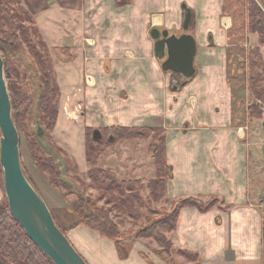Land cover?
I'll use <instances>...</instances> for the list:
<instances>
[{
    "label": "crops",
    "instance_id": "obj_1",
    "mask_svg": "<svg viewBox=\"0 0 264 264\" xmlns=\"http://www.w3.org/2000/svg\"><path fill=\"white\" fill-rule=\"evenodd\" d=\"M45 1L47 43L64 46L65 41L87 55L63 60L64 74L56 70L60 103L64 84L72 86L73 96L74 89L81 96L85 92V123L91 127L160 128L171 167L165 199L216 200L207 211L180 209L175 229L167 233L173 248L197 254L200 264H264V203L258 197L264 196V127L262 122L259 131L249 120L243 98L248 89L229 68L226 50L235 32L232 16L224 14L225 0ZM187 9L193 22L185 32L196 43L195 74L173 90L174 72L162 69L150 30L182 34ZM75 65L78 81L68 84L71 77L75 80ZM140 145L134 144V150ZM124 150L123 163H129L128 146ZM142 157L130 163H142ZM141 168L132 166L130 173ZM154 172L153 166L150 179ZM139 177L134 178L143 182ZM3 191L0 180V197ZM65 234L88 264H170L142 238L126 240L128 255L121 259L112 240L86 225ZM174 259L188 264L181 256Z\"/></svg>",
    "mask_w": 264,
    "mask_h": 264
},
{
    "label": "trees",
    "instance_id": "obj_2",
    "mask_svg": "<svg viewBox=\"0 0 264 264\" xmlns=\"http://www.w3.org/2000/svg\"><path fill=\"white\" fill-rule=\"evenodd\" d=\"M122 3L123 1L120 0L116 4L122 5ZM247 11L249 20L248 30L256 33L259 37L260 44L264 45V15H262L261 9L253 3L248 6ZM24 20H27L30 26L25 25L23 23ZM192 22L193 20H190L189 25ZM31 32L37 34V28L32 25V15L20 4V0H0V35L5 36L6 43V48H3L2 42L0 41V51H6L4 49H9L13 52L19 51L22 42L30 45L33 58L40 71L41 80L37 103L40 112L38 113V122L44 127L51 129L56 123L57 101L59 99L58 83L54 75L50 56H45L47 54L43 56L32 45V39L29 36ZM39 41L41 43V40ZM3 58L5 77H7V60L4 56ZM171 74L173 78L178 79L176 76L179 75L175 73ZM248 83L249 90L255 100L248 105L247 113L249 120L254 121L261 119L264 113V58L257 47H253L251 50ZM7 86L11 99L13 121L17 129H19L20 134L24 130V126L21 130L22 120L32 103L31 90L27 84L23 87L22 85H14L12 82H9ZM181 86L182 84L179 83L178 89ZM86 129H89V127ZM111 130L113 132L109 133H106L108 128L101 130L102 138L98 140L94 139L91 134L95 146L91 145L89 140H86L85 143V160L89 166L87 171V176L90 179L89 186H95L100 191V194L94 199L92 196H84L75 190H68L64 202L65 209L72 214V219L64 227H61L57 223L52 214L53 219L64 234L66 230L79 224L92 228L102 237H106L115 243L117 254L121 259L127 258L128 255L127 244L122 241L131 239H149L158 243L160 253L171 252L174 249L167 233L175 229L180 209L189 206L196 207L201 211H207L216 203V200L212 199L203 202L197 198L181 199L176 201L173 209L167 213L151 209L150 200L157 201L166 198V179L171 174V167L166 162V141L163 131L160 128L135 130L125 126L111 127ZM28 137H30L28 147L32 159L36 163H45L51 173L56 175L58 173V166L55 163L53 164L51 159L47 158V160L44 158L46 154L43 145L38 140L33 139L37 138L34 135H28ZM121 138H150L148 150L154 163L155 172L153 178L145 186L149 190L148 197L140 194L141 189L144 188V183L137 179H119L113 171L101 168L97 163L98 156L102 154L103 148H106L112 141ZM72 161L74 163V160ZM25 176L33 185L29 177L26 174ZM2 178L0 177V180ZM56 183L61 184L59 182ZM81 185L86 190L85 183L81 182ZM101 198L104 199V204L108 205L107 208L103 205H97V200ZM112 208L123 213V216L130 217L133 221L143 216L142 209H146L151 213L153 211V216L152 218L145 219V223L140 224L134 231H123L122 238L117 223L109 215L108 211ZM177 252L186 258L194 259V264H200L197 254L181 250ZM166 256L169 258V262H171L170 255L166 253ZM0 264H53L31 242L21 226L12 218L7 204H0Z\"/></svg>",
    "mask_w": 264,
    "mask_h": 264
},
{
    "label": "rangeland",
    "instance_id": "obj_3",
    "mask_svg": "<svg viewBox=\"0 0 264 264\" xmlns=\"http://www.w3.org/2000/svg\"><path fill=\"white\" fill-rule=\"evenodd\" d=\"M37 1V3L35 2ZM40 1V0H39ZM22 0V4L29 8L32 12V25L37 28V34L32 33L29 35L32 39V45L39 50L43 56H50L52 67L54 69V75L56 76V70L59 74H64L62 71V63L63 60L73 58L72 56H87L85 53L81 55L82 51L75 50V46H68L67 43L64 41V46H58L57 44H48L45 39V34L43 30L45 29L46 24V10L49 6L48 1L41 0ZM45 1V2H44ZM124 2V0H122ZM39 2V3H38ZM44 2V3H43ZM38 6H36L35 5ZM43 3V4H41ZM253 3L257 5L264 15V0H225V12L224 14L232 16V31L235 33L231 36L230 44L227 47L226 53L229 56V68L232 71L234 68V75H240V83L243 85L245 83L248 92L246 97V101L250 104L255 100L254 96L251 94L249 90V83H248V70L250 65L251 59V50L253 47H257L259 49L260 54L264 58V45L260 44L259 37L256 33L250 32L248 30V6ZM21 4V0H20ZM123 4V3H122ZM41 5V6H40ZM35 6V8H34ZM42 8V11H41ZM25 25L30 26L27 20L23 22ZM247 33L253 34L248 37ZM251 37V38H250ZM41 40V43L40 41ZM0 42L3 48H6L5 43V36L0 35ZM6 51L1 52L0 54L7 60L8 65V78H6L7 83L12 82L14 85H22L25 87L27 84L31 90V97L32 103L24 119L22 120L21 130L24 126V130L21 131L20 135V160L21 165L25 174L29 177L32 181L35 189L38 193L42 196L44 201L46 202L51 214L54 215L55 220L57 223L64 227V223H68L72 219V214L65 209L64 199L66 198V193L68 190H75L78 193L83 194L84 196L89 195L92 196L94 199L100 194V191L95 186H89L90 179L87 176V171L89 166L85 160V143L86 140L90 141L91 145H94L92 139V131L93 129H100L105 130V128L100 126H90L87 125L85 122L87 119V101L85 92H82V96L78 93L79 91L74 89L73 96L70 91L72 92V86H65L63 84V92H62V104L60 103V99L57 101V116H56V123L53 128L49 129L44 127L42 124L38 122V95L40 93L41 88V80H40V71L36 61L33 58V52L30 48V45L25 44L22 42L19 51L13 52L9 49H4ZM105 50V49H104ZM86 52V50H84ZM109 54V53H107ZM4 59V58H3ZM165 58L160 59L161 63L164 61ZM61 67V68H60ZM71 74L74 75L75 80H67L68 84L75 85L78 81L77 76L75 75L79 71L76 69H71ZM178 79L174 78V82L181 84V76H176ZM57 80V79H56ZM172 80V81H173ZM171 81V83H172ZM58 83V81H57ZM61 83H58L59 88V98L61 96ZM75 87V86H73ZM70 90V91H69ZM85 90V88H83ZM243 90V89H242ZM77 94V95H76ZM70 95H72L73 100L71 99ZM122 96L121 94H119ZM123 97V96H122ZM75 101V102H74ZM62 105V106H60ZM61 111L59 113V109ZM264 111V110H263ZM261 119H256L255 127L259 128V131L262 129V122H264V113L261 116ZM89 129H86L88 128ZM113 127V126H111ZM111 127H107L109 132H113ZM115 127V126H114ZM135 130L147 129V127H131ZM41 129L42 133L38 134L37 131ZM19 131V129H17ZM20 132V131H19ZM105 132V131H103ZM37 133V134H36ZM102 133V131H101ZM28 135H34L33 138L38 140L44 147L46 157L45 159L49 158L52 160L53 164L55 163L58 166V173L54 175L51 173L48 166L43 163H36L32 159V155L30 154L29 147H28V140L30 137ZM87 135V137H86ZM263 141V140H262ZM150 142V138H121L112 141L106 148H103L102 154L98 156V165L101 168L108 169L113 171L119 179H122L123 176L141 178L143 182L146 179H150V174L147 172L151 170L153 171V160L151 158V154L148 150V145ZM141 143V145H140ZM134 144L140 145L136 147L134 150ZM128 146V154L131 155V159H134L136 155H142V158H138V160L142 161V163L135 164L137 167H142L141 172L138 174H131L130 168L135 165L131 164L132 160L129 159V163H123V152L125 151L124 148ZM264 152V145L262 146ZM130 151V152H129ZM48 160V159H47ZM74 160V163L73 161ZM137 162V161H136ZM131 165V166H128ZM123 167H127V169H123ZM55 176V179H54ZM147 176V177H146ZM0 177L2 178V169L0 172ZM54 180H53V179ZM125 179V178H124ZM129 179V178H128ZM2 185H3V178ZM138 180V179H137ZM141 181V180H139ZM55 182H59L61 184H55ZM81 182L85 183V187H82ZM142 182V183H143ZM144 188L141 189L140 194L144 197L149 196V190L144 183ZM264 193V189L262 191ZM259 199L264 203V196L259 195ZM150 207L151 209L158 210L160 212H170L171 209L174 207V203L176 201L169 202L167 199L162 198L157 201L150 200ZM62 202V206L59 204ZM0 204L6 205V197L3 191V194L0 197ZM97 205L104 207H108L107 204H104V199H98ZM264 209V207H263ZM143 210V216L138 220L133 221L130 217L123 216V213L119 212L118 210L112 208L109 212L110 217L117 223L118 230L120 235L123 238V231L127 229H131L134 231L139 227L140 224H144L145 219L152 218V213L146 209ZM144 239V238H142ZM132 240V239H131ZM137 240V239H135ZM150 243H154L157 248L160 249L158 243L145 239ZM125 242V241H122ZM153 253L155 255L160 256L162 259L168 261L170 264H176L174 257L181 256L184 258L186 263L194 264V259L186 258L179 254L177 250H172L171 252L160 253L159 249L153 248ZM166 253L170 255L171 262H169V258L166 256ZM199 262V261H198Z\"/></svg>",
    "mask_w": 264,
    "mask_h": 264
},
{
    "label": "water",
    "instance_id": "obj_4",
    "mask_svg": "<svg viewBox=\"0 0 264 264\" xmlns=\"http://www.w3.org/2000/svg\"><path fill=\"white\" fill-rule=\"evenodd\" d=\"M190 20L191 12L187 9L183 33L179 36L169 34L168 30L161 33L157 28L150 30L155 55L159 59L165 58L162 69L179 74L181 84L195 74L196 43L193 36L185 32ZM173 83L172 89L177 90V83ZM37 133L41 134V129ZM92 136L96 140L100 139V130L93 129ZM19 144L20 135L13 121L4 61L0 54V166L9 213L53 264H88L58 228L46 202L26 178Z\"/></svg>",
    "mask_w": 264,
    "mask_h": 264
},
{
    "label": "flooded vegetation",
    "instance_id": "obj_5",
    "mask_svg": "<svg viewBox=\"0 0 264 264\" xmlns=\"http://www.w3.org/2000/svg\"><path fill=\"white\" fill-rule=\"evenodd\" d=\"M160 31V33L161 32H163L164 30H159ZM169 33V32H168ZM174 35H176V34H174ZM179 35H181V34H179ZM179 35H176V36H179ZM160 54V53H159ZM263 127H264V122H263ZM100 138H102V134H101V137Z\"/></svg>",
    "mask_w": 264,
    "mask_h": 264
}]
</instances>
